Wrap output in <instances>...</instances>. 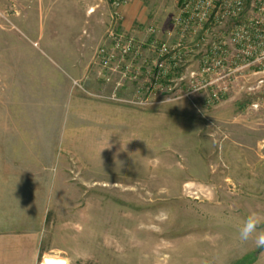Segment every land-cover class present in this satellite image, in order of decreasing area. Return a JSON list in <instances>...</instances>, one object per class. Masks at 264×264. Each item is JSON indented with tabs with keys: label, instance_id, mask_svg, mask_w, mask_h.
I'll use <instances>...</instances> for the list:
<instances>
[{
	"label": "rangeland",
	"instance_id": "rangeland-1",
	"mask_svg": "<svg viewBox=\"0 0 264 264\" xmlns=\"http://www.w3.org/2000/svg\"><path fill=\"white\" fill-rule=\"evenodd\" d=\"M139 1L154 28L141 37L175 44L174 2ZM104 2L44 0L37 24L33 8L21 13L0 0V137L84 138L58 143L50 172L6 175L5 181L45 184L37 191L46 193L42 264H264V126L237 117L255 95L230 92L214 100L211 86L198 90L214 76L188 77L197 57L163 77L164 59L142 46L139 54L152 66L134 77L132 65L120 79L122 86L137 78L134 91L115 92L120 102L97 97H109L119 81L118 74L110 82L97 76L98 49L108 44L110 29ZM197 39L186 46L196 49ZM83 65L94 67L100 88L87 75L69 76L67 66L79 72ZM180 76L172 95L147 92L148 84L179 83Z\"/></svg>",
	"mask_w": 264,
	"mask_h": 264
},
{
	"label": "built area",
	"instance_id": "built-area-1",
	"mask_svg": "<svg viewBox=\"0 0 264 264\" xmlns=\"http://www.w3.org/2000/svg\"><path fill=\"white\" fill-rule=\"evenodd\" d=\"M128 1L107 0L111 8L110 29L105 39L108 44L98 49V63L101 67L99 76L105 82H110L111 74H118L119 81L115 83L109 97H97L113 102H120V97L115 95L117 88L121 86L120 79H127L133 72L132 64L127 63L125 59L139 54L144 46L116 31L119 20L117 8ZM172 1L176 6L172 26L179 36L176 43L169 45L152 40L146 45L164 59L163 71L159 73L167 77V69H173L176 63L186 62V57L190 60L197 57L199 67L196 72L188 73V77L198 78L203 82L202 77H215L213 81L200 84L198 90L211 86V89L214 88L211 95L214 100L230 92L246 96L255 95L237 117L247 120L251 116L255 118L257 125L264 126V0ZM197 35L198 39L194 45L196 49L191 50L186 46L187 39ZM181 51L184 52L180 54ZM151 73L145 72L146 76L154 75ZM140 74L137 69L134 77ZM177 80L179 83L175 80L171 81L172 85L165 86H157L156 82L153 85L148 84L147 92L153 93L159 89L171 94L184 78L180 76ZM71 83L73 87L76 86L86 94L94 96L83 89L78 80H71ZM172 100L170 96L165 102Z\"/></svg>",
	"mask_w": 264,
	"mask_h": 264
},
{
	"label": "crops",
	"instance_id": "crops-1",
	"mask_svg": "<svg viewBox=\"0 0 264 264\" xmlns=\"http://www.w3.org/2000/svg\"><path fill=\"white\" fill-rule=\"evenodd\" d=\"M4 1L8 3L10 9L20 7L21 13H29L27 8H33L34 13L37 14V24H39V20L43 22L44 0ZM104 4L111 10L107 0ZM141 9L139 0H129L127 4L120 5L117 8L119 13L117 29L146 46L154 39L141 37V35L143 32L153 34L154 28L147 24ZM56 10L58 11L59 7ZM37 29L39 30V32L37 30L39 40L40 26H37ZM169 31L164 33V37L170 36ZM127 60H131L133 67L140 69L141 73L144 72V68L152 66L151 63H153L151 57L145 54L133 55ZM67 67L69 76L87 75L90 81H88L89 85L93 89L100 88V83L94 74V67L89 69L88 66L83 65L79 72L70 66ZM132 79L133 82H124L127 85L123 84L121 89L117 88L116 92L120 95V92L124 93L127 89L134 91L137 78L132 77ZM111 87L112 92L114 86ZM94 103L91 102L92 107L98 105ZM95 109L98 108L95 107ZM91 118L93 119L95 116L91 115ZM70 138L79 142L84 140L83 135H71L70 133L58 136L54 134L41 136L5 134L0 137V143L2 142L0 144V174L3 175L0 177V264H42L48 251L44 245L42 230L46 214V193L37 192L40 186L45 184L37 181H21L19 178L16 181H5L6 175H35L50 172L54 167L55 158L58 159V152L62 150L58 143L68 141ZM66 150L71 151L70 148Z\"/></svg>",
	"mask_w": 264,
	"mask_h": 264
},
{
	"label": "bare ground",
	"instance_id": "bare-ground-1",
	"mask_svg": "<svg viewBox=\"0 0 264 264\" xmlns=\"http://www.w3.org/2000/svg\"><path fill=\"white\" fill-rule=\"evenodd\" d=\"M92 10H90L89 12H91Z\"/></svg>",
	"mask_w": 264,
	"mask_h": 264
},
{
	"label": "clouds",
	"instance_id": "clouds-1",
	"mask_svg": "<svg viewBox=\"0 0 264 264\" xmlns=\"http://www.w3.org/2000/svg\"><path fill=\"white\" fill-rule=\"evenodd\" d=\"M248 233H246V235H247Z\"/></svg>",
	"mask_w": 264,
	"mask_h": 264
}]
</instances>
